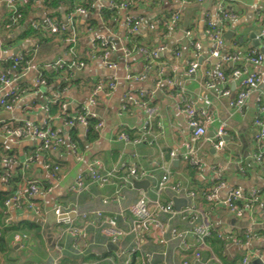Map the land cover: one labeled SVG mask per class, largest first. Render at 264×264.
<instances>
[{"label": "crops", "instance_id": "crops-1", "mask_svg": "<svg viewBox=\"0 0 264 264\" xmlns=\"http://www.w3.org/2000/svg\"><path fill=\"white\" fill-rule=\"evenodd\" d=\"M91 1L96 0H65L58 5H51L49 0H33L22 6L24 22L10 28L6 26L7 0H3L0 8V75L10 70L11 79L9 86L0 81V100L15 92L12 109L0 107V191L9 193V199L17 193L24 194L29 184L36 182L39 185L36 203L41 209L39 214H33L6 205L11 224L20 226L16 231L28 233L29 222L41 228L39 245L28 242L24 246L15 242L14 230L5 235L7 252L15 255L32 250L26 251L28 257L14 259L13 264H51L55 258L59 264H125L136 247V236L128 233L115 243V248L109 249L107 245L112 241L91 220H95V211H102L117 217L119 226L129 231L133 219L126 207L142 195L147 196L162 225L161 228L151 225L143 234L142 248L152 254V264H241L246 255L251 256L248 264H261L264 260V168L255 156L264 149V141L261 147L254 120L264 106V63L256 66L246 57L252 50L257 51L253 45L262 39L264 0H190L187 3L127 0L126 9L111 7L112 1L123 0H101L95 2L94 9L87 10L85 7ZM221 4L236 14L223 24L217 15ZM79 9H86L87 13H80ZM176 15L179 20L170 27ZM208 18L223 31V52L239 57L234 63L222 64L228 74L226 82L207 74L216 64L211 54L213 42L207 34ZM130 19L141 20L133 32L129 30ZM49 21L66 25L67 38L62 37L63 31L53 34ZM34 22L46 30L45 40L24 35L25 27H32ZM227 31H232L229 39L224 36ZM73 37L76 38L74 46ZM100 40L111 48L109 60L115 67L104 62ZM196 43L200 44L199 48ZM161 47L164 50L158 58H151L144 51ZM30 52L28 66L12 68V62ZM192 60H198L201 66L194 75L188 76L187 67ZM79 61L85 65L74 66L70 73V65ZM235 67L246 73H262V80L241 110L231 105L241 90L240 80L229 77ZM41 74L50 81L40 83ZM135 74L147 77L141 82L127 79L128 75ZM110 80L117 82L116 88L100 92L96 97L95 112L103 125L97 129L98 137L88 141L87 127L71 128L64 118L89 104L98 82ZM211 82L213 87L209 86ZM228 89L230 94L225 95ZM140 91L147 92L148 105L156 108L151 116L145 107L128 100L129 95H139ZM181 92L198 109L207 112L208 135L195 143L196 164L181 157L192 135L189 117L179 108ZM47 106L49 112L45 110ZM24 122L41 128L49 122L64 138L63 145L44 151L40 150L38 139L3 135L10 124ZM224 123L226 145L217 149L207 138H214ZM122 133L141 140L138 143L118 141ZM172 152L177 154L173 159ZM2 155L15 157L19 163H5ZM30 156L32 161L25 165ZM95 160L100 161L105 172H115L114 182L101 187L87 181L81 193L73 191L78 175ZM57 166L59 170H55ZM131 166L149 171L150 175L142 179L150 181L145 189H137L134 184L124 185ZM165 169L171 172L170 186L180 184V192L170 187L158 191ZM214 189L216 197L209 201L206 193ZM235 189L241 190L244 198L256 194L251 208L245 209L241 217L223 203ZM117 191L120 196L116 195ZM191 192L195 193L194 199ZM175 198L182 200L181 208L194 203L213 230L226 238L220 240L214 235L206 245L198 244L192 234H187L184 241L173 239L171 229L184 233L189 224L180 215L171 218L158 211L156 202L166 205ZM58 208L70 210L69 221L51 223L48 234L45 226L49 215ZM84 213L90 217L84 218ZM71 225L86 229L87 236L75 242L66 232ZM165 228L169 231L163 232ZM234 237L238 243L232 241ZM196 249L200 260L196 253L192 254ZM43 252L48 255L42 257ZM3 258L4 254H0L1 264ZM43 258H47L46 262Z\"/></svg>", "mask_w": 264, "mask_h": 264}, {"label": "built area", "instance_id": "built-area-1", "mask_svg": "<svg viewBox=\"0 0 264 264\" xmlns=\"http://www.w3.org/2000/svg\"><path fill=\"white\" fill-rule=\"evenodd\" d=\"M30 0H7L6 6L9 10V14L7 16V24L6 26L8 28L14 27L22 23L24 21L25 15L22 10V6L26 5ZM101 0H96L94 3H92L91 8L94 9L96 3L100 2ZM182 3H187L190 0H177ZM3 4V0H0V8ZM112 8H123L126 9L129 6V3L127 0H123L121 2H114L112 1ZM88 10V9H87ZM86 9H79L80 13H87ZM218 18L221 24L227 23V21L231 18H234L236 16L235 12L231 9H228L225 5L221 4L218 7ZM179 20V15H176L172 21L170 27H173L177 21ZM207 34L210 37L211 41L213 42V49H212V56L219 60L218 63L215 64L214 70H208L207 74L208 76H213L220 79L223 82L227 81L228 74L223 70V63L228 62H236L239 60L238 55L234 53H224L222 48L224 46V38H223V31L220 30V28L216 27L215 22L208 18L207 21ZM130 32H133L137 30V27L141 24L140 19H130ZM50 30L52 33H58L62 32L67 29L66 25L64 24H58L54 21H49ZM32 27L34 29H41L42 26H40L37 22L32 23ZM44 28V27H43ZM171 28H169L170 31ZM261 37L263 41V47H264V28L261 30ZM76 38H71V42L73 43V46L75 44ZM196 46L199 48L200 44L196 43ZM100 47L104 49V52L102 53V58L104 62L110 66L115 67L116 65L112 62H110L109 58L111 55V48L108 47V45L100 40ZM164 47L159 48L158 50H150L146 51L144 50L147 55L151 58H158L160 51H163ZM23 57V56H22ZM21 58L16 59L14 64L12 65L13 69H16L21 61ZM247 61L250 64L256 65V66H262L264 63V54L261 51H254L252 50L246 57ZM29 65V62L26 63V66ZM85 65L83 61L74 62L72 65H70L71 68L78 67L82 68ZM201 66V64L198 62V60H192L189 62L187 67V75L192 76L194 75L198 68ZM10 70L5 71L0 75V81L4 86H9L11 83V79L9 77ZM244 74L245 77L243 76ZM231 79L234 80H240L241 84V90L237 93L236 99L231 102V105L233 107H236L238 110H241L247 103V99L249 98L250 94L253 92V90L256 89L257 85L262 80V73L259 72H251L246 73L241 69L240 67H235L231 73L229 74ZM146 74H139V75H128L127 79H133L137 82H141L144 79H146ZM39 82L42 84L46 83V79L43 77V75H40ZM117 86V82L110 80V81H101L98 82L95 86L92 97L87 106H84L79 110L75 115L65 117L64 121L65 123L73 128L77 125H82L84 127L89 126L88 117L96 118L98 119V115L95 112L96 107V97L97 94L100 92H110L114 90ZM210 87L214 86V83H209ZM225 95L230 94V90L224 91ZM15 96V92H9L4 98L0 100V107H4L6 109H12L13 103L11 100H13ZM180 104L179 108L187 114L189 117V125L192 127V135L188 142H186L185 152L182 153L181 157L188 161L191 164H196L197 160V150L195 147V143L197 140L207 137L208 135V129L206 127L205 120L207 119V112L202 109H198L195 105V102L188 98L184 93H180ZM148 96L146 91H140L139 95H129L128 100L132 102L133 104L145 107L147 109V113L149 116L156 113V108L153 106L148 105ZM45 110L47 112L50 111L49 107H45ZM255 125L259 128V132L257 133V141L261 145L264 141V106H261L259 109V114L254 120ZM103 123L99 121L96 125V129H99L102 127ZM227 126L224 123L220 126V128L217 130L214 138H207V140L214 143V146L217 149H223L226 145V135H227ZM3 135L5 137H13L16 139H22V140H30V139H38L40 141V150H56L64 143V138L59 134V132L50 124L49 122L47 125L43 128L32 125L28 122L20 123V124H10L7 128H5ZM118 141H124L127 143H138L140 142V138H132L131 135L128 133H122L117 137ZM73 150L76 152L75 145L73 144ZM177 154L175 152L171 153L172 159L175 158ZM33 157H28L25 160V165H28L30 161H32ZM255 160L257 163H259L264 168V149L259 151L257 155L255 156ZM2 161L5 163L10 164H18L19 161L12 156L8 155H2ZM47 168H51L50 165H47ZM55 170H59V167H55ZM114 171L111 172H105L103 170V166L100 163V161L95 160L91 162L87 169L83 172H81L77 180L72 187V190L81 193L84 189L87 187V181H90L91 183L97 184L101 187H104L106 185H109L114 182L113 178L115 176ZM149 171L140 168L138 166H131L128 168V174L126 177H124V185H133V182L135 180H142L149 176ZM171 181V172L169 169H165V172L161 178V180L158 183V191H162L166 188H171L174 192H180L181 191V185L176 184L170 186ZM39 193V185L36 182H31L28 186L27 191L24 194L17 193L13 195L11 198L7 199L5 204L7 206L14 205L16 208L20 210H26L33 214H39L41 212L40 207L36 203V198ZM117 196H120V192L117 191ZM190 196L192 199L195 198V193L191 192ZM206 197L209 201L213 200L216 197V191L215 189L207 192ZM256 194L252 193L247 198L243 197V194L241 190L235 189L233 190L226 200L223 201V203L230 208L232 212H234L237 216L241 217L243 215V212L245 209H250L253 203V200L255 199ZM244 201L242 203L241 201ZM149 199L147 196L142 195L140 196L134 203H131L129 206L126 207V211L132 216V226L129 231H126L122 229L118 224V219L115 216L105 215L102 211H95L94 216L95 220H91L92 223L97 222L99 232L109 239L110 241L116 243L125 235L128 233H133L136 236V247L134 248L133 252L130 254V257L126 260L125 264H131V255L133 253L139 252L140 253V259L142 260V264H152L153 256L150 252L143 250L142 243H143V234L147 230V228L151 225H155L159 228L162 227L159 220L156 218V212H154L149 204ZM157 209L160 212L167 213L170 215L171 218L180 215V217L183 220H186L189 224V228L184 231V233L178 232L176 229H171V234L173 239L181 238L184 241V237L187 234H192L195 238L198 244L200 245H206L207 240L213 237L214 235H217V237L220 240H224L226 237L222 233H217L213 230L210 223L208 222L207 218L203 215V213L195 206L194 203L187 205L184 208H181L180 210H177L174 204V201H171L170 203L166 205L160 204L159 201L156 202ZM62 211H65L67 213L70 212V210H61L60 208L55 210V213L57 215H60ZM84 218H89L88 213L83 214ZM11 224V219L6 218L5 220V226H9ZM169 229L165 228L163 232H167ZM14 232V240L17 243L24 244L26 246L29 242V234L24 231H13ZM66 232L73 238L75 242H77L81 238H85L87 236L86 229L78 228L73 225L68 227L66 229ZM248 238L251 237V232H249ZM234 243L237 242V238H233ZM197 260H200V253L195 254ZM251 259L250 255H246L243 259L241 264H248ZM51 264H59V260L55 258ZM188 264V263H185ZM264 264V263H263Z\"/></svg>", "mask_w": 264, "mask_h": 264}, {"label": "trees", "instance_id": "trees-1", "mask_svg": "<svg viewBox=\"0 0 264 264\" xmlns=\"http://www.w3.org/2000/svg\"><path fill=\"white\" fill-rule=\"evenodd\" d=\"M51 2V5H58L61 2L65 1V0H49ZM33 0H30L28 3H32ZM92 5V1L90 2L89 5H87L85 8L92 10L91 8ZM22 10H24L22 8ZM107 11V10H106ZM105 11V12H106ZM24 13V12H23ZM107 15H109V12H107ZM24 22V21H22ZM25 34L24 35H33V36H40V40H45L47 35L46 30L42 27L41 29H34L33 27H25ZM63 36L64 38H67V36L69 35V30H64L63 31ZM55 34V33H53ZM45 37V38H44ZM32 58V52L30 53H25L18 65L19 66H26V63L29 62ZM14 63L12 62L10 65H13ZM70 73L73 71L72 68H69ZM47 81H50V79H48V77H46ZM88 121H89V126H88V130H87V139L88 141L94 140L95 138L98 137V130L96 129V125L97 123L100 121L99 118H91L88 117ZM16 189V187H15ZM9 193L7 192H1L0 191V254H4L5 252H7V242L5 240V235L8 234L11 231H15L16 229H19V224H14L12 222V224H10L9 226H5V220L7 218V210L8 207L6 206L5 202L9 197ZM30 226H29V230H39V233L41 231L40 226H38L37 224H34L32 222H29ZM41 235V234H40ZM199 250L196 249L194 251H192L193 253H198ZM131 264H142V260L140 259V254L138 252L133 253L131 255ZM1 264V261H0Z\"/></svg>", "mask_w": 264, "mask_h": 264}, {"label": "water", "instance_id": "water-1", "mask_svg": "<svg viewBox=\"0 0 264 264\" xmlns=\"http://www.w3.org/2000/svg\"><path fill=\"white\" fill-rule=\"evenodd\" d=\"M218 26H220V25H218ZM231 34H232V31H227V32H225L224 36L229 39ZM261 41H262V39L260 38L258 42H255V44L253 45V48L256 49L257 51H261L264 54V47L261 45ZM215 60H216L215 61L216 63L219 62L218 59H215ZM133 184H134V187L137 188V189H145L147 187V185L150 184V181L149 180H135L133 182ZM174 202H175L176 209L180 210L181 209L182 200L179 199V198H175ZM69 217H70V213H67L65 211H62V213L60 215H57L53 211L49 215V219H48L47 224L45 226L47 233L48 234L50 233V224L51 223L56 222V221L60 222V223L61 222H65V221L68 222L69 221L68 220ZM107 246H108L109 249H112V247L115 248L116 245H115L114 242H110ZM263 263H264V260H261V264H263Z\"/></svg>", "mask_w": 264, "mask_h": 264}, {"label": "rangeland", "instance_id": "rangeland-1", "mask_svg": "<svg viewBox=\"0 0 264 264\" xmlns=\"http://www.w3.org/2000/svg\"><path fill=\"white\" fill-rule=\"evenodd\" d=\"M28 234H29V244L35 243V244L39 245V242H41V239H39L40 238L39 235L41 234V231L39 233V231L33 229V230H29ZM32 247H33V245H32ZM26 251L29 252L32 250H26ZM26 251H24L20 254L17 253L15 255L12 254V252L11 253L5 252L4 258H3V264H13L14 259H17V261H18V260H22L23 257H28V255L26 254L27 253ZM40 252H41V250H40ZM40 255L43 257V256L48 255V254H47V252H43V254H40ZM43 259H44L43 261L46 262L47 258H43Z\"/></svg>", "mask_w": 264, "mask_h": 264}]
</instances>
